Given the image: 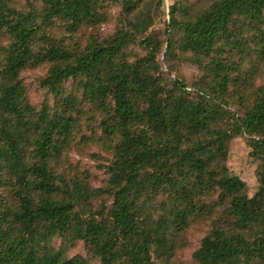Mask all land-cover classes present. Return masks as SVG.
<instances>
[{
	"label": "trees",
	"instance_id": "1",
	"mask_svg": "<svg viewBox=\"0 0 264 264\" xmlns=\"http://www.w3.org/2000/svg\"><path fill=\"white\" fill-rule=\"evenodd\" d=\"M102 1L39 0L21 9L0 0V34L7 35L0 42V187L12 193L0 197V264H88V255L66 254L74 241L99 264H156L153 256L170 255L189 218L215 207L191 253L194 264H264V86L250 90L241 114L221 104L238 97L255 62L264 61V0L197 7L172 0L160 40L145 31L161 0H119L113 32L90 35L82 47L52 33L56 22L68 33L93 24ZM133 42L145 53L129 60ZM162 44L168 60L188 54L204 85L187 91L176 77L168 82L155 58ZM40 63H47L40 82L58 108L35 110L26 99L19 71ZM67 78L80 86L78 101L62 94ZM80 99L101 114V133L112 140L105 188L78 178L68 184L51 166ZM241 133L255 163L250 195L224 162L228 139ZM100 191L110 203L92 212L88 199Z\"/></svg>",
	"mask_w": 264,
	"mask_h": 264
},
{
	"label": "rangeland",
	"instance_id": "2",
	"mask_svg": "<svg viewBox=\"0 0 264 264\" xmlns=\"http://www.w3.org/2000/svg\"><path fill=\"white\" fill-rule=\"evenodd\" d=\"M14 8L26 9L32 5L38 7L39 0H4ZM152 3L156 0H150ZM194 7L202 5L205 0H188ZM172 0H161L159 5V14L154 19L153 23L145 31V33H153L159 40L164 38L163 33L164 23L168 17L167 10ZM152 6V5H151ZM99 17L93 24H82L74 29L71 33L65 31L60 22H56L52 26V33L57 36H63L66 44L71 46L82 47L90 35L98 39H102L113 32L116 25L119 23L121 16V3L119 0H103L98 7ZM5 34H0V42H7ZM71 36V37H70ZM126 55L129 60L141 56L145 53V49L138 43H130L127 45ZM177 52V51H176ZM163 44L156 53L155 58L159 64V69L162 75L168 82L176 77L185 84V90L189 91L194 87L203 86L207 77L204 76L203 70L193 62L188 54H180L179 52L171 56V58L163 57ZM168 66L170 70H168ZM245 60L241 65L243 73L247 67ZM253 71L245 77V83L241 86V94L236 97V93H232L231 97L226 100V103H221L229 114H241L244 104L251 97L250 90L257 85L264 86V61L255 62ZM47 63H40L35 66H27L20 69L18 77L24 85V92L27 101L35 110L42 106L59 107L57 105V96L52 95L51 91L43 86L40 82L42 76L46 74ZM236 71L230 72V77L234 76ZM193 87V88H192ZM232 88L231 81L227 84V91ZM62 94L74 96L78 101L80 96V86L76 78H67L61 83ZM71 114L75 116V122L72 127V132L68 142L61 149L56 158L51 161V166L59 172L64 180L70 184L74 178L81 179L92 188H105L107 172L105 165L111 158L110 145L111 139H106L100 130L99 120L101 114L93 109L88 102L80 99ZM57 107V108H58ZM248 146L245 142V134H235L231 136L226 145L225 165L227 171L236 174L245 184V192L250 195L256 187V179L253 168L255 163L250 159L247 153ZM12 194L8 188L0 187V197ZM207 200L213 199L214 194H211ZM12 198V197H11ZM11 200V199H10ZM110 203V197L100 191L95 196L88 199L87 207L92 212H100L106 210ZM220 208L215 207V212L210 215H200L188 219L186 226L181 230V234L175 241L176 246L173 248L170 255L162 254L153 256L156 264H194L192 259V251L198 245L200 237L208 230L211 220L218 214ZM58 242L57 239L52 240L53 244ZM78 253L88 255V264H99L96 258L86 254V250L80 241L71 242L68 245L66 254L71 255Z\"/></svg>",
	"mask_w": 264,
	"mask_h": 264
}]
</instances>
